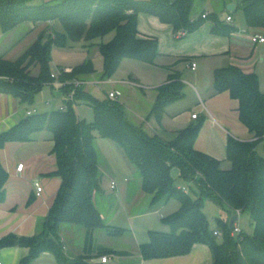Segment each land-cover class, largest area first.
<instances>
[{
	"label": "trees",
	"instance_id": "16d2710c",
	"mask_svg": "<svg viewBox=\"0 0 264 264\" xmlns=\"http://www.w3.org/2000/svg\"><path fill=\"white\" fill-rule=\"evenodd\" d=\"M221 1L226 5L230 0ZM238 6L246 26L264 28V0H240ZM194 7L195 0H46L39 4H33L32 0H0L2 32L24 22L34 26L44 23V29L48 28L47 24L58 22L63 29L54 36L48 34L46 41L42 30L15 59L0 57V92L33 104L35 95L54 78L49 68L52 46L64 47L68 42L81 41L88 51L97 46L103 58L102 69L98 72L92 59L86 58L62 70L60 80L105 79L124 58L153 63L158 55L157 40L139 35V13L157 16L160 21L171 24L174 32L179 29L192 32L206 19L213 20L216 32L233 29L219 20L215 12L205 17L203 12L194 15ZM32 66H38L37 74H31ZM71 86L67 83L60 88L65 95V107L32 113L0 132L1 148L7 141L29 140L34 132L49 130L54 141L55 173L61 177L54 202L39 230L30 236L8 234L0 238V247L27 246L29 252L19 264H30L43 251L53 252L60 264L64 256L57 229L62 222L84 227L87 237H91L94 229H104L109 235L123 233V228H113L104 221L93 202V194L100 188L101 174L94 138L97 131L116 143L138 169L141 188L151 195V204L171 197L180 201L177 211L163 217L169 231H148V241L140 245L142 258L186 254L194 243L200 242L210 247L212 264H264V156L255 150L257 142L264 138V91L255 73L243 72L235 65L214 70L215 91L228 90L237 99L239 119L255 134L251 141L228 138L226 152L232 164L228 170L220 167L218 159L194 148L201 120L167 142L133 123L117 99L107 95L97 98L83 85L75 90L73 99L67 98ZM182 88L179 75L169 73L168 81L157 89L153 106L157 115L165 105L181 97ZM82 103L92 110L90 121L77 113ZM174 168L188 183L189 191L177 187L172 176ZM7 176L0 161V202L5 198ZM205 199L219 204L225 214L216 218L218 229L209 227L203 210ZM237 211L248 214L251 232L240 229L232 234L237 219L232 225L229 220ZM215 230L221 234L216 235ZM72 264L95 263L80 256Z\"/></svg>",
	"mask_w": 264,
	"mask_h": 264
},
{
	"label": "crops",
	"instance_id": "0c3cea01",
	"mask_svg": "<svg viewBox=\"0 0 264 264\" xmlns=\"http://www.w3.org/2000/svg\"><path fill=\"white\" fill-rule=\"evenodd\" d=\"M239 1L228 2L234 3L232 11L226 8L228 3L223 5L221 0L197 1L199 8L194 7V15L200 12H215L219 20L233 27L230 31L222 33L213 30L212 19H206L192 32L177 38L171 24L160 21L157 16L139 13V35L156 38L157 57L153 63L124 58L128 60L127 64H130L127 75L118 79H102L99 82L102 87H97L103 89L105 96L108 91L117 89V100L122 104L128 118L148 134H157L167 142L173 141L178 133L190 124L201 120L193 146L196 150L218 159L220 167L224 170L230 169L232 165L226 152L228 138L251 141L255 139V134L239 119L237 99L231 97L228 90L215 91L214 70L235 65L243 72L255 73L259 87L264 91V41L250 39L251 33L264 36V28L245 25L242 10L238 6ZM226 15H231L232 21L226 22ZM30 24V31H33L44 23L38 26ZM55 24L56 22L52 25ZM15 28L2 32L0 38L13 32ZM109 38L110 36L106 37V40ZM191 62L195 63L194 69L189 65ZM94 67L99 72L102 66L100 64ZM173 72L177 73L183 82L182 95L165 105L160 115H157L153 110L157 89L168 81L169 73ZM97 79L96 77L91 81ZM50 86L58 89L57 82H51ZM85 89L93 93L95 87L87 86ZM40 103L34 100L33 104H27L11 94L0 92V132L32 113L61 108L64 100L59 104L52 101L50 110L42 108L43 104ZM44 104L50 103L46 101ZM81 107H77L79 117L90 121L91 117H88L87 112L82 113ZM193 113H196L195 117H192ZM94 138L101 174L100 188L93 194V202L95 204L98 200L105 206L106 218L95 204L109 226L124 229L119 237L124 238V232L127 233V230L130 236L126 240L123 239L124 242L114 244L110 241L111 235L104 229H94L91 237H87L84 227L62 222L57 229L64 256L60 264H72V261L80 256L95 264H212L210 247L200 242L194 243L186 254L142 258L140 245L148 241V231L157 229L155 227L158 226L162 231H169V225L163 221V217L177 211L180 201L171 197L151 204V195L143 192L141 188L138 169L127 160L122 149L112 140L100 136L97 131H94ZM53 145L52 133L42 129L34 132L29 140L7 141L0 148V161L8 173L4 185L5 198L0 202V238L8 234L33 235L47 216L61 184V177L55 173L57 163ZM255 150L264 156V138L257 142ZM20 163L23 166L17 169ZM172 176L177 187L182 186L186 188L184 191H189L188 183L180 178L176 168L172 170ZM103 177L109 179V189L101 186ZM112 181L115 182L114 187H111ZM36 184L42 187L39 193ZM170 199H174L176 203L163 215L161 210ZM155 213L160 217V220L155 222L157 226L145 224L141 229L134 227L133 219ZM28 252L27 246H2L0 264H19ZM105 254L109 256V260L102 263L100 257ZM30 264L59 263L53 252L43 251Z\"/></svg>",
	"mask_w": 264,
	"mask_h": 264
},
{
	"label": "rangeland",
	"instance_id": "374dc122",
	"mask_svg": "<svg viewBox=\"0 0 264 264\" xmlns=\"http://www.w3.org/2000/svg\"><path fill=\"white\" fill-rule=\"evenodd\" d=\"M46 0H32L33 4H39L42 3ZM198 0H195V7L199 8V4L197 3ZM49 23V22H48ZM46 24H41L39 27H36L35 30L30 31L31 30V24L30 22H24L21 23L19 25L16 26V28L13 30V32L9 33L7 36L0 38V57L6 58V59H13V56L15 55V58L17 56L20 55L21 52H23L35 39L36 37L39 35V33L43 30V39L44 41H46L48 39V34L51 36H54L55 32H60L62 31V26L56 22L55 25H50L47 24L48 28L44 29V26ZM60 25V26H59ZM39 29V31H38ZM2 34V30L0 27V35ZM18 54V55H17ZM14 58V59H15ZM86 58H91L93 61V64L98 67L102 66L103 64V58L102 55L100 54L98 47L94 46L90 48V51L87 50V47L84 45L83 42H73L70 43V45L64 46V47H60L57 45H53L52 49H51V60L49 63V68H50V72L51 74H53L55 76V78H53L52 82H63L65 80H60L59 79V75L61 74V71L67 68H71L79 63H81L84 59ZM128 60H124L122 59L118 68L108 77H106L105 79L111 78V79H118L120 77H125L127 75V70H128V66L130 64ZM102 69V67H101ZM30 72L31 74H37L38 72V66H32L30 68ZM74 79V78H73ZM78 79V78H75ZM91 79H95V78H87L85 77L84 79H80L82 81H88ZM101 79H97V81H100ZM57 82V83H58ZM58 85V89H55L54 87H51L50 84H46L44 85L41 90L35 95V100L36 102H41L40 104L42 106V108H46L47 110H50L53 106L52 101H56V103L59 104V102H63V100L65 99V95L64 93L60 90V88H62L60 84ZM99 82L93 81L92 83H84L83 86L86 88L87 86H94L95 89H93V95H95V97L97 98H103L105 96L106 93H104L103 89H98L100 87H102L100 85ZM98 87V88H97ZM46 101H49L50 104L45 105L44 103ZM64 104V103H62ZM82 107L80 109L82 113L87 112L88 113V117L92 118V110L90 107L87 106V104L82 103L80 104ZM62 106V105H61ZM86 107L88 110H86ZM57 108V107H56ZM53 109V108H52ZM109 179L107 177H103L102 179V183L101 186H103L104 188L109 189ZM123 198V197H122ZM174 199H170V201L163 207V209L161 210V213L163 215L167 214L169 212V210H171L172 208V204L176 203L174 202ZM99 210L103 213L104 218H106L107 214L105 213L106 209L105 206L102 204L101 201L96 200V203ZM114 204V203H113ZM207 220L209 222V227L210 228H215L218 229V223L216 218L220 217V215H225L222 212L221 207L219 206V204H217L216 202L212 201L211 199H205L204 200V208H203ZM108 212V211H107ZM109 214V213H108ZM158 220H160L159 214L155 213V214H149L147 216H143V217H139L136 219H133V225L135 228H142L145 226V224H147L148 226H157L155 224V222H157ZM236 224H238V226L240 227V229L244 232H251L252 231V226L250 225V218L248 216L247 213H239L238 214V218L236 221ZM81 227V226H79ZM159 227V226H158ZM155 227L157 228L156 230H163L160 227ZM124 238L119 237V235H111L110 236V241L111 243L114 244H118L121 242H124L123 239H127L128 236H130L128 230L127 233L124 232ZM217 238H220L219 236H217Z\"/></svg>",
	"mask_w": 264,
	"mask_h": 264
},
{
	"label": "built area",
	"instance_id": "2783aa9c",
	"mask_svg": "<svg viewBox=\"0 0 264 264\" xmlns=\"http://www.w3.org/2000/svg\"><path fill=\"white\" fill-rule=\"evenodd\" d=\"M206 14H207V13H203V14H202V17H205ZM225 21H226V22H230V21H232V17H231V15H226V17H225ZM186 34H187V31H186L185 29H179V30H177V31L175 32V37L180 38V37L185 36ZM250 39H251L252 41L263 42V41H264V36L261 35L260 33H251V34H250ZM189 65H190V67H191L192 69L195 68V63H194V62L189 63ZM51 76L55 78V76H54L53 74H51ZM57 82H58V81H57ZM92 82H93V81H91V80H88V81H82V80H80V79H75V78H74V79H71V80H65V81H63V82H58L57 84H60V85H62V86L65 85V84H67V83L71 84V85H72V86H71V90L68 92V94H67L66 97L69 98V99H73V95H74V93H75V90H76L79 86L83 85L84 83H92ZM96 82H100V81H96ZM118 96H119V91H118L117 89H115V90H111V91H108V92H107V97H109V98H111V99H117ZM62 107H65V104H63V105L61 106V108H62ZM195 116H196V113H193V114H192V117H195ZM22 166H23V164L20 163V164L17 166V169H21ZM114 186H115V182L112 181V182H111V187H114ZM36 188H37V192L39 193L42 187H41V185L36 184ZM184 189H186V188H184ZM186 191H187V190H186ZM237 214H239V211H237ZM239 231H240V227H239L238 224H236V222H235L234 227H233L232 234H236V233H238ZM214 233H215L216 235H220V234H221V232L218 231V230H215ZM100 260H101L102 263H105V262H107V261L109 260V256L106 255V254H105V255H102V256L100 257Z\"/></svg>",
	"mask_w": 264,
	"mask_h": 264
},
{
	"label": "water",
	"instance_id": "95a60500",
	"mask_svg": "<svg viewBox=\"0 0 264 264\" xmlns=\"http://www.w3.org/2000/svg\"><path fill=\"white\" fill-rule=\"evenodd\" d=\"M226 8L228 9V10H233L234 9V3H228L227 5H226ZM237 219V214H234V215H232L231 216V218H230V220H229V225H232V223L235 221Z\"/></svg>",
	"mask_w": 264,
	"mask_h": 264
}]
</instances>
